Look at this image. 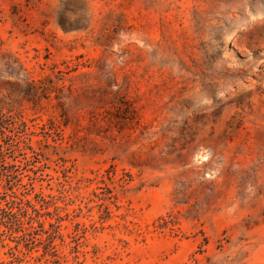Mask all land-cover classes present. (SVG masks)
<instances>
[{
  "label": "rangeland",
  "instance_id": "obj_1",
  "mask_svg": "<svg viewBox=\"0 0 264 264\" xmlns=\"http://www.w3.org/2000/svg\"><path fill=\"white\" fill-rule=\"evenodd\" d=\"M0 145L81 264H264V0H0Z\"/></svg>",
  "mask_w": 264,
  "mask_h": 264
},
{
  "label": "trees",
  "instance_id": "obj_2",
  "mask_svg": "<svg viewBox=\"0 0 264 264\" xmlns=\"http://www.w3.org/2000/svg\"><path fill=\"white\" fill-rule=\"evenodd\" d=\"M3 149L0 145V160L4 157ZM0 175L12 177L13 173L1 171ZM8 196L6 189L0 190V255L5 257L0 264H63L69 261L62 250L67 247L75 264H81L78 238L82 236L77 232L83 224L74 222L77 217L74 213L81 212V208L70 213L42 197L37 200L38 208L31 200L18 196L8 199ZM66 221L75 225L76 234L63 233L67 229Z\"/></svg>",
  "mask_w": 264,
  "mask_h": 264
}]
</instances>
